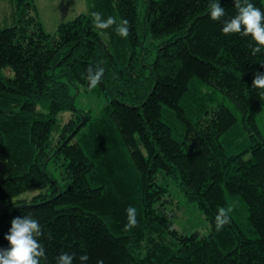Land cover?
Segmentation results:
<instances>
[{"label":"trees","instance_id":"1","mask_svg":"<svg viewBox=\"0 0 264 264\" xmlns=\"http://www.w3.org/2000/svg\"><path fill=\"white\" fill-rule=\"evenodd\" d=\"M11 2L15 23L0 30V249L11 221L31 214L41 264L63 252L73 264H264V97L252 87L264 50L252 56L250 36L224 35L209 0H88L89 13L55 34L36 0ZM220 3L236 15L234 0ZM92 12L127 19L130 35L95 28ZM97 65L104 77L89 91ZM82 90L95 109L77 107ZM161 178L206 215L209 235L176 230ZM129 206L138 226L125 231Z\"/></svg>","mask_w":264,"mask_h":264},{"label":"clouds","instance_id":"2","mask_svg":"<svg viewBox=\"0 0 264 264\" xmlns=\"http://www.w3.org/2000/svg\"><path fill=\"white\" fill-rule=\"evenodd\" d=\"M236 15L227 18L226 10L221 7L220 0H209L208 10L210 18L223 24L222 33L224 35L238 34L242 37H251L255 42L251 54L256 56L264 50V12L257 7L252 0H234ZM94 27L97 29H109L115 27L116 33L122 38L130 35V24L127 19L117 24L115 17L109 16L106 20L100 12H92ZM264 67V65H261ZM105 70L98 65L87 69V80L89 82V91L95 89L104 77ZM252 87L261 89L260 95L264 97V74L257 72L253 77ZM234 211L233 207H221L215 217L216 231H220L224 226L231 223L230 214ZM128 223L125 225V231L138 226L137 210L129 206L126 209ZM44 235L39 221L31 214L23 217H15L11 221L9 234L4 238L9 242L8 249H0V264H41V260L46 261V249L39 242ZM51 239V233L48 235ZM75 257L67 252L61 253L56 257V264H73ZM81 264H85L89 257L82 255L79 257ZM97 264H104L103 260H98Z\"/></svg>","mask_w":264,"mask_h":264},{"label":"rangeland","instance_id":"3","mask_svg":"<svg viewBox=\"0 0 264 264\" xmlns=\"http://www.w3.org/2000/svg\"><path fill=\"white\" fill-rule=\"evenodd\" d=\"M36 3L45 30L50 34H55L61 24L72 21L81 14L89 13L90 9L88 0H36ZM13 11L11 0H0V30L11 27L15 23ZM77 107L83 110L95 109L97 103L91 94L82 90L78 94ZM262 124L264 126V119ZM160 182L169 188L168 209L174 213L173 223L176 230L187 236L194 233L201 236L209 235L211 226L206 215L196 206L188 205L179 188L171 180L161 178ZM31 194L33 193L26 196Z\"/></svg>","mask_w":264,"mask_h":264},{"label":"bare ground","instance_id":"4","mask_svg":"<svg viewBox=\"0 0 264 264\" xmlns=\"http://www.w3.org/2000/svg\"><path fill=\"white\" fill-rule=\"evenodd\" d=\"M16 11V10H15ZM17 12V11H16ZM15 13V12H14ZM64 24V23H63ZM15 26V25H14ZM29 26V25H28ZM56 130V129H55ZM55 134H56V131H55ZM58 135V134H57ZM55 137H56V135H55Z\"/></svg>","mask_w":264,"mask_h":264}]
</instances>
